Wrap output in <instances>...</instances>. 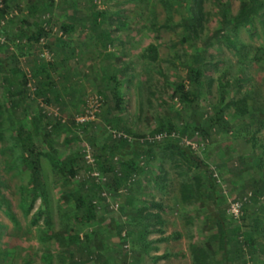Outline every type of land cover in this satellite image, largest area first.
Masks as SVG:
<instances>
[{
    "label": "rangeland",
    "instance_id": "1",
    "mask_svg": "<svg viewBox=\"0 0 264 264\" xmlns=\"http://www.w3.org/2000/svg\"><path fill=\"white\" fill-rule=\"evenodd\" d=\"M258 1L261 3L259 14L253 15L247 24L233 23L241 0H12L9 3L8 18L0 21L4 31L0 34L5 37V43L0 45V60L6 61V52L19 53L17 46L25 43L23 32L35 30L33 23L47 30L51 28L50 33L56 37L61 24L73 23L75 30L63 36L70 45L55 47L48 42L52 36L49 34L47 39L29 45L26 54L18 55L15 63L7 64L9 68L18 63L28 79L23 103L18 101L15 90L12 94L5 92L0 73V107L4 119V140L0 143V264H65L69 251L63 241L51 235L61 233L66 237L68 232L83 242L78 248L69 244L74 256H81L79 248L87 246L83 240L88 236L94 243L90 249L93 254L99 252L114 264H136L130 243L140 231L128 220L139 209L159 212L164 220L163 233L149 234L146 240L163 242L156 250L153 249L155 242L150 244L148 255L153 256L156 251L170 255L172 259L166 257L165 264H192L191 258L180 261L179 256L173 257L174 253L181 252L184 245L190 256L187 243L202 244L216 235L215 210L211 194L206 192V181L199 200L186 208L179 200L182 180L204 174L195 168L187 170L186 164L176 155L170 157L168 150L156 148L152 158L147 151L141 154L142 171L136 181L129 180L116 193L112 174L99 173L107 177L108 185L91 175L95 166L93 161L91 169L83 156L85 146L92 154L88 140L82 137L83 128L98 144L109 140L104 117L107 108L114 104L108 88L113 84L108 79L110 64L123 81L119 87L121 110L113 115L120 114L133 133L149 134L160 121L167 120L179 127L187 124L188 138L197 144L198 151L203 147L199 137L208 139L205 160L219 176L221 195L217 207L225 212L222 224L228 230L238 227L239 239L248 238L242 236L249 228L243 225L241 214L234 218L228 206L230 201L248 194L253 180L260 179L264 173V168L258 167L259 158L264 161L260 152V145L264 151V19L261 20L264 0ZM30 3L36 7L33 19L27 13ZM220 4L230 22L227 26L221 21ZM199 7L198 33L183 40L187 31L182 23L196 16ZM98 11L107 13L102 26H94L90 21V14ZM103 30L114 37L109 45L101 37ZM148 44L157 48L158 60L154 63H146L142 58ZM107 54H113L110 64H107ZM195 56L201 58L203 66L202 98L197 107L181 103L173 96L175 85L187 82V69ZM40 65L48 69V77L44 74L43 77L51 84L46 104L33 93L40 77L36 78L34 72ZM220 84L225 85L228 100L249 95V106L257 109L255 118L244 120L227 110L228 133H216L207 125V116L219 99ZM42 110L49 125L58 122L62 129L54 135L52 149L37 137L33 141L43 153L49 151L56 160H73L67 165L72 166L75 176L63 167L54 168L49 157H40L46 205L43 207L36 197L31 209L26 211L33 193L16 135L20 125L27 126L30 116L37 118ZM86 116L87 126L75 124L77 119ZM77 132L82 140L68 145L62 143L65 136ZM251 136L259 143L255 151H251L247 142ZM129 157L123 156V160ZM79 196L92 204L95 220H80L81 212L76 207ZM251 205L247 207V214L253 212L260 218L259 233L253 236V250L241 256L235 253V244H230L227 256L233 264H264V253L257 250L264 244V197ZM175 234L183 236L185 241L175 238ZM123 236H127L126 242L122 241ZM158 238H166V242L156 241ZM124 244H128V252ZM217 258H221V253ZM143 264L150 262L144 260Z\"/></svg>",
    "mask_w": 264,
    "mask_h": 264
},
{
    "label": "trees",
    "instance_id": "2",
    "mask_svg": "<svg viewBox=\"0 0 264 264\" xmlns=\"http://www.w3.org/2000/svg\"><path fill=\"white\" fill-rule=\"evenodd\" d=\"M52 1V0H50ZM218 1V0H217ZM12 0H2V5L0 7V21L4 18H8V5ZM52 3V2H51ZM167 3V2H166ZM199 3V2H198ZM261 3L258 0H241L239 11L236 14L233 23L241 24V23H249L250 19L253 15H258V9ZM220 12H221V21L227 26L230 22L227 20V14L223 5L220 4ZM35 5L28 4L27 13L28 17L33 19L35 15ZM200 7L196 11V16L187 18L182 25L184 29H186V36L183 37V40H187L193 35H197L198 27L200 26L201 13H199ZM107 13L105 11L92 12L90 14L91 23L94 26H102L106 19ZM169 16V15H168ZM76 19V18H75ZM85 20V17L83 16ZM87 19V18H86ZM89 19V18H88ZM264 18L262 17L261 20ZM77 20V19H76ZM35 30L25 33L23 32L24 44L21 46H17V50L19 53L15 52H6L5 60H0V73L2 74L3 86L4 90L7 94H12V90L17 92V97L19 98V102L23 103L24 100V90H26V85L28 84V79L21 72V68H19L18 63L13 64L11 67L7 68V64L15 63L18 59V55H25L26 48L29 45L38 43L43 38L51 37L48 42L52 43L55 47H62L65 45H70V43H65L63 36L70 35L75 30V24H61L59 30V37H56L51 32V28L47 30L45 27L41 25L32 24ZM224 26V27H225ZM264 27V25H263ZM4 32V31H3ZM2 32V28L0 26V33ZM50 34V35H49ZM101 37L105 42H108V45L114 41V37L111 36L108 30H103L101 32ZM5 39V37H4ZM224 39L228 42L230 46H232L229 38L224 36ZM4 44V43H3ZM1 45V44H0ZM15 53V54H14ZM113 54H107V64H110L111 58ZM142 58L147 62L154 63L158 60L157 48L154 44H148L142 51ZM10 62V63H9ZM111 71V75L108 77L110 81L113 82L108 88L111 92V98L113 101V107L107 108L105 112L104 120L108 125V139L105 140L102 144H98L95 141L93 136H88L86 132V128L88 122H83L82 126L84 132L82 137L87 139L94 160V170L103 175L104 173H110L113 175L114 182V193L118 191L120 186L126 184L129 180L136 181L137 176L142 171V167L140 163L142 161L141 154L145 151L148 152L149 156L152 158L154 155V150H168L170 152V157L178 156L187 166V170H191L193 168L201 171L204 175H195L191 177L190 180H182L180 184V196L179 200L181 205L185 207L186 205L193 204L196 200L201 198V193L205 189H203V182L207 183V193L211 194L212 205L215 210V218L214 225L217 228L216 235H212L202 244L191 243L188 246L190 252V258L192 264H233L232 260L228 258L229 246L234 245L235 253L239 256L245 254V251L253 250V236L259 233L261 220L260 218L253 214H247L249 205H255L258 201L264 197V173L258 180H253L251 184V191L248 197L245 196L239 197V200H243L244 197L247 199L243 202L241 208L240 219L243 222V225L249 228V231L245 234L242 233V236H248V238L244 240L239 239L241 237V233L239 232L238 227H234L231 230H228L226 226H223L225 212L221 211L220 208L217 207L218 198L221 195L220 186L217 184L216 179L213 177V170L210 168V164H206L205 154H206V146L208 144V139L204 136L199 137V141L203 143V147L200 150V153H196V151L192 150L189 146L180 142V139L183 137L188 138L189 135V127L187 124H183L179 126H175L169 121H160L157 127L150 132L149 134H135L133 133L123 122L122 116L120 114L113 115V112L121 110L122 97L120 95L119 87L123 84L117 76V69L113 68L110 64L109 66ZM48 69L43 65L39 66V70L34 72V76L39 79L37 80V84L35 88H33V93L36 96L42 98L44 100V104L49 103V99L47 98V94L49 93L51 84L49 82H45L44 77H48ZM44 74V77H43ZM42 75V77H41ZM202 88H203V66L202 61L199 56H195L192 60V64L187 69V82H178L175 85V91L173 92V96H177L181 103H184L188 106H198L199 100L202 98ZM42 92H41V91ZM227 90L225 85L220 84V94L219 99L215 107L212 109L210 114L207 116V125L209 130H213L216 133H228L230 129V123L226 120L225 112L227 110H231L233 116H236L240 119L247 118H255L257 116V109L255 106H249L248 100L250 96H243L237 99L228 100L227 99ZM14 108L17 103L12 104ZM44 110L39 111L37 118L35 116H30L28 120V124L20 125L17 130V138L20 148V157L23 165L28 169L30 178L29 183L31 186V190L33 193V199L30 200L27 204L26 211L30 210L33 206L34 198L39 197L43 207L46 205V194H45V183L44 178L42 176V169L40 165V157L45 156L49 157L53 167H63L68 169V172L71 176H75V171L72 166L67 165L72 164L73 160L60 161L56 160L52 154L47 151L43 153L39 147H37L33 141L34 138H39L48 149H52V144L54 142V135L58 130L62 129V125L56 122L53 125H49L45 119ZM77 125V122H75ZM4 119L2 115V110L0 107V143L3 142L4 138ZM117 133H122V135L117 136ZM167 134V137L163 138L158 142H148L145 140L146 136L153 134ZM152 134V135H151ZM174 134V136H171ZM196 134V133H195ZM198 134V133H197ZM125 135V136H124ZM81 135L77 132L75 134H69L64 137L62 143L64 145H68L70 143L79 142L82 140ZM190 139V138H188ZM107 141V142H106ZM109 141V143H108ZM247 142L250 144L251 151H255L257 145V139L254 136L247 138ZM261 156L264 155L263 146ZM3 150V149H2ZM130 155L128 160H123V156ZM114 158V160H112ZM21 163V164H22ZM90 168L92 169L91 164ZM179 166L178 164H175ZM259 168H264L263 158H259ZM104 182L102 184H107L108 179L106 176H103ZM107 179V180H106ZM108 185V184H107ZM220 193V195H219ZM251 205V206H252ZM77 210L81 212V221H93L96 219L95 210L92 204L88 203L84 196H79L77 198L76 204ZM14 219V217H11ZM79 219V218H78ZM128 223L132 226H136L139 228V233L135 234L134 239L130 243L132 245L133 252V261L136 264H143L144 260L146 262H150V264H156V262L165 255L158 256H149L150 242L146 240V237L149 234L157 233L162 234L163 229L161 228L164 225V220L161 218L159 212H151L149 210H136L135 213L130 215V219ZM52 237L58 238L65 244V248L69 251V260L65 264H114L110 259L103 258L99 252L93 254L90 252L91 247L93 246V242L89 239L88 236H85L83 241H86V245L83 248H79L81 250V256H74L75 252L70 249V247L78 248L81 246V241L76 235H71L69 232L67 236L64 237L61 233H53ZM179 234H175V238H177ZM240 236V237H239ZM45 236H41L40 238H44ZM123 242L127 241V236H123ZM166 238H158L156 241H165ZM69 244H72L70 246ZM97 245V244H96ZM126 245V244H124ZM123 245V246H124ZM88 249V250H87ZM257 250L260 253H264V244L259 245ZM89 251V252H88ZM129 251V250H128ZM221 253V258L218 259L217 255ZM48 264H51L48 262Z\"/></svg>",
    "mask_w": 264,
    "mask_h": 264
},
{
    "label": "built area",
    "instance_id": "3",
    "mask_svg": "<svg viewBox=\"0 0 264 264\" xmlns=\"http://www.w3.org/2000/svg\"><path fill=\"white\" fill-rule=\"evenodd\" d=\"M2 5V0H0V7ZM5 43V39L4 37L0 34V44H3ZM88 119V117H81L80 119H77L76 122L77 123H83L84 121H86ZM119 135H122V133H117V136ZM125 136V135H124ZM171 136H174V134H171ZM167 137V134L163 133V134H153L152 136L148 135L146 136L145 140L148 141V142H158L160 140H162L163 138ZM180 142L185 144L186 146H189L192 150L196 151V153H200V151L197 150V144L194 143L192 140L186 138V137H183L180 139ZM201 146H203L201 144ZM84 154V158L86 160V162L88 164H91L93 165V158L91 156V153H90V149L88 146H85L84 150H83ZM211 169H213V167H211ZM91 175L94 177V179H96V181H104V178L103 176H101L97 171H92L91 172ZM213 177L216 179L217 183H219V176L217 175V173L213 170ZM250 194L247 195V197L249 196ZM247 198L244 197L243 200H233V201H230L229 202V208H228V212L230 213L231 216H233L234 218H238V216L241 214V208H242V205H243V202L246 200ZM114 208L116 209V206H114ZM125 247V251L128 252V244L124 245ZM126 264H129V263H126Z\"/></svg>",
    "mask_w": 264,
    "mask_h": 264
},
{
    "label": "crops",
    "instance_id": "4",
    "mask_svg": "<svg viewBox=\"0 0 264 264\" xmlns=\"http://www.w3.org/2000/svg\"><path fill=\"white\" fill-rule=\"evenodd\" d=\"M187 206V205H186ZM186 208V207H185ZM179 237H180V239L182 240V241H185V239H184V237L183 236H180V234H179V236L177 237L178 239H179ZM149 241V240H148ZM152 245H153V243L155 242L154 240H150L149 241ZM164 242H166V241H164ZM162 243L163 242H161V243H154L155 245H154V250H156L157 249V247H158V245H162ZM190 244H188L187 243V246H189ZM156 246V247H155ZM182 251L180 252V251H178L177 253H174V255H173V257H177V256H179V258H181V259H179L180 261H182V260H185V259H190V256L188 255V253L186 252V248H185V246L183 245V247H182V249H181ZM153 256H158V255H165V257H163L162 259H160V260H158L157 262H156V264H165L166 263V261H167V258L166 257H170V255H166V253H158L157 251L156 252H154L153 254H152ZM189 256V257H188ZM178 258V257H177ZM170 259H172V257H170Z\"/></svg>",
    "mask_w": 264,
    "mask_h": 264
}]
</instances>
